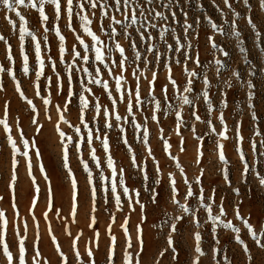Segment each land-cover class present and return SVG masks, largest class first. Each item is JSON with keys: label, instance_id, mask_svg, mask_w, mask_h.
Returning <instances> with one entry per match:
<instances>
[{"label": "rangeland", "instance_id": "rangeland-1", "mask_svg": "<svg viewBox=\"0 0 264 264\" xmlns=\"http://www.w3.org/2000/svg\"><path fill=\"white\" fill-rule=\"evenodd\" d=\"M230 2L240 13L239 18L233 15L223 0H215V3L213 0H190V2L179 0L180 6L188 13L187 23L192 24V28L188 29L187 33L184 29L185 17L175 3L172 9L177 13L175 21L171 19L168 9L159 7L160 0L152 6H146L156 7L158 11L164 12L169 17L167 21H152L158 26L155 30L148 28L152 39L140 41L139 33L134 31L139 24L128 29L131 36L126 38L123 33L118 36L120 44L125 49V55L129 59L133 56L129 41L135 40L139 45L137 51L141 52L142 58L146 56L152 61L147 68L140 65L144 71V76L140 80L142 103L136 105L131 113L126 110L125 104L119 97L125 94V89L135 88L136 81L131 76L129 68L123 73L125 80L121 81V91L117 92L115 75H118L120 70L116 69L115 64L112 63L114 74H109L108 69H103L99 77H96L107 81V90H103L100 85L87 84V87L92 89V94L84 93L89 100V108L84 112L87 127H84L78 119L79 97L75 93L81 90L79 81L83 80L87 83L91 77L83 72L74 77V95L69 104V110L64 111L68 92V80L64 68L66 64L73 63V57L69 54L73 45H76L77 50L84 52L83 47L76 41L75 35L79 34L86 44L94 43L91 37L87 36L79 26L76 33L69 31L64 27L66 21L61 20L59 22L61 32L66 37L64 63H61L59 39L54 31L44 32L35 9L27 7L26 2L24 6L17 5L14 12H8L0 4V34L9 41L14 59V63L10 64L6 59L7 45L0 41V64L5 69H12L27 99L33 102V105H28L15 90L16 81L7 72L0 73V85H2L0 120H6L10 129L5 131L4 125L0 124V211L5 213V218L9 221L7 240L14 255L18 252L16 233L19 232L20 236L26 238V264H33L34 240H38L42 264L45 260L50 261V264H91L92 260L95 264H108L106 257L109 254L110 237L115 236L114 264H126L125 251L135 257V253L140 250L137 243V226L139 225L144 241L140 256L141 264H193L194 258L198 255L195 252L194 238L197 232L201 235L200 247L204 252V255L199 258V264H225V255L230 264H264V249L254 243L248 227L243 223V220H248L252 231L264 243V185L260 184V177H264V146L261 145L264 141V52L261 51L264 49V23H262L264 10L259 8V0H250L251 11L245 8L243 0H230ZM164 3H167V0H164ZM197 4L202 7H197ZM16 12L24 16L23 26L41 43L45 68L44 76L38 82L40 96L36 95L34 87L37 70L34 42L28 36L24 40V51L28 55L29 72L27 75L23 73V57L19 40L21 21ZM46 14L52 15L50 6H46ZM89 15H91L90 12ZM116 15L120 18L119 14ZM6 17L14 22L15 28L8 23ZM209 17L213 23L224 29L225 34H220L211 28L207 19ZM246 17L254 18L257 24L256 30L260 32L259 37L247 24ZM197 19L200 23H196ZM233 21L236 23V30L241 33L239 39L228 34L232 30ZM95 25L96 19L93 17V31L101 41L112 46L113 41L108 40ZM162 27L169 29L165 33V39H160L159 36ZM44 35H47V44H45ZM209 36L213 37L223 51L212 48L208 40ZM189 43L191 47H188ZM147 44L155 45V50L161 54L160 64L157 65L152 54L145 51ZM168 45H172L173 48L170 49ZM98 46L104 48V44ZM177 47L179 50L174 51L173 49ZM241 47L247 50L246 53L240 52ZM224 51L228 53L227 56H224ZM197 53L200 60L199 67L194 63ZM90 55L89 64L94 59V51H91ZM109 55L112 62L120 58L116 51L110 54L105 51L106 63L110 62ZM49 56L55 60L57 70L63 79V91L59 94L56 76L48 60ZM216 60H221L223 64L219 73L218 66L215 64ZM137 64L140 62L138 61ZM165 64L168 67H165ZM76 66L87 67L88 65L79 62ZM169 67L170 75L177 81L175 89L167 79ZM148 69L157 73L152 95L161 101V110L156 112L157 120L155 121L151 119L154 102H150L152 97L148 94L147 81L152 78V71ZM89 71L91 72L92 68H89ZM190 71H195L197 75L191 77L192 93H185V95H189V98L194 100V108L192 105L181 107L180 101L175 98L183 92L189 79L187 72ZM250 71H254L255 74L250 75ZM234 72L239 73V79L233 75ZM45 76L52 77L50 89L45 87ZM205 76L208 80L207 85L204 83ZM225 82L230 83L231 87H227ZM248 82L254 85L252 89L247 87ZM165 84L168 85L169 96L172 97L167 104H172L176 110L181 111L183 123L179 126V134H177L175 111L168 109L161 93V88ZM204 91L208 92V99L211 101V113L202 96ZM249 91L253 93L251 100L248 99ZM44 98H49L51 102L45 105ZM96 98H99L101 103V114H95L94 117L93 105ZM112 100H116L115 105L112 104ZM221 101H226L227 107H222ZM6 103L9 105L7 113ZM250 104L254 107L250 108ZM57 106L60 111L57 110ZM105 109L109 113L107 116L102 114ZM193 110L201 117L200 121L191 115ZM221 112L224 115L223 124L219 119ZM253 112L256 115L255 120H253ZM61 113L67 123L60 120ZM117 115L121 117L119 121L116 120ZM33 119L37 123H32ZM105 121L112 123L113 127L105 129ZM57 125L64 133L63 140L56 130ZM121 128L123 132L120 131ZM145 129L148 135L147 143L142 139ZM89 131L93 133L91 145L86 143ZM105 131L109 137V152H105L101 141L95 138L97 134ZM257 131L260 135H256ZM220 132H224L228 139H223L219 135ZM8 135H11L16 142L15 153L7 142ZM238 135L242 136L243 140L238 139ZM121 137L128 140V145L122 142ZM165 140L170 145L167 151ZM182 140L183 144H181ZM25 141H28L27 147H25ZM253 141L256 144L255 152L252 151L251 146ZM78 143L79 151L76 149ZM217 143L224 146L227 164L219 160ZM65 144L68 147V165L72 176H69L68 169L64 167L62 146ZM90 148H95L99 166L91 159ZM149 148L151 155L148 153ZM24 152L28 153L27 157L23 155ZM109 153L115 161L117 172L115 176L107 164ZM241 153L249 165L247 175H242ZM132 155L137 158L135 166L131 161ZM173 156L176 157L175 160L172 159ZM13 159L17 162L14 194L13 189L9 187L13 175ZM29 160L31 175L28 169ZM81 160L87 162L92 173V185L88 183V172L84 170ZM157 165L160 168L159 173L156 171ZM121 168L125 170L123 186L119 183ZM225 172L228 176L227 181ZM101 173L105 177L103 181L100 180ZM145 174L148 177L147 180L144 179ZM73 177L76 180L77 192L75 208L72 199ZM198 177L200 183H197ZM171 179L176 181L175 199L179 201V204L173 202ZM157 180L159 183H156ZM113 181L117 185V194L121 196L119 209L111 194ZM189 184L193 195L186 199ZM92 186L97 189L94 210ZM125 186L130 189L127 196L123 194ZM37 187L39 193L36 192ZM201 189H203V201H201ZM153 190L156 193L155 202H153ZM137 191L139 196L135 194ZM34 197L35 204H33ZM129 198H131V204H129ZM136 200H139V203H136ZM202 203L211 204L213 216L219 215V206L223 203L226 215L221 219L225 222L231 221L235 228L240 229L239 235L248 245V253H245L243 245L235 240L236 233L224 228L222 224L213 225L209 219V212ZM140 204L144 205L143 212ZM180 204H185L191 211L185 213L180 208ZM237 208L243 219H237ZM193 212L199 221V226L194 222ZM93 216L95 224L90 227ZM178 216L183 218L177 220ZM125 221L129 230L128 236L121 227ZM173 223L176 224L175 232H171ZM109 225H111L110 231ZM95 232L100 234L98 241ZM52 235L56 237L63 256L56 250V244L51 239ZM169 235L173 240L171 247L167 243ZM129 236L133 248L127 247L126 241ZM74 241L75 246H73ZM172 248L176 249L175 259H173ZM88 250L92 251L93 257L88 256ZM161 252H164L163 257L160 256ZM249 256L252 257L251 260L248 259ZM0 264H7L2 252H0ZM14 264H18V261H14Z\"/></svg>", "mask_w": 264, "mask_h": 264}, {"label": "snow or ice", "instance_id": "snow-or-ice-1", "mask_svg": "<svg viewBox=\"0 0 264 264\" xmlns=\"http://www.w3.org/2000/svg\"><path fill=\"white\" fill-rule=\"evenodd\" d=\"M27 2V7L31 9H35L38 13V21L41 24V26L44 29V32L47 33L48 31H54L55 35L59 39V54H60V62L64 63V54L66 51L65 48V40L66 37L62 34L61 32V27H60V21L65 20L66 24L64 27H66L69 31L76 33L77 26L83 29V32L91 37V41L94 42L93 44H86L85 40L79 35H75V39L78 42L80 46L83 47L84 52L82 53L81 51L77 50L76 45H73L72 49L70 50L69 54L72 55L73 57V63L71 64H66L64 71L67 75V80H68V92L67 96L65 98V103H64V111L69 110V104L71 103L72 97L74 95L73 92V79L74 77L78 76L80 72L86 73L89 77H91L90 80L85 83V81L81 80L79 81L80 83V91L78 93H75V95H78L79 97V108H78V119L81 121V123L84 124V127H87V122L84 121V112L89 108V100L88 98L84 95L85 92L92 94V89L87 87V84H95V85H100L102 86L103 90H107L108 88V83L105 80L102 79H97L96 77H99L101 71L103 69H108L109 74H114L113 69L111 67V64H115V68L119 69V74L115 75L116 79V91L119 92L121 91V81L125 80L124 77V72L128 71L129 68L131 69V76L135 79L136 81V86L133 89H125L124 92L125 94L119 97L120 100L125 104L126 110L131 113L132 109L142 103L140 100V95H141V87H140V80L141 77L144 76V71L142 70L140 65H143L144 68H147L149 64L152 63L151 60H149L146 56L142 58L141 52L137 51L139 45L135 40H130L129 41V47L133 50V56L131 59H129L128 56L125 55V49L124 47L120 44L118 40V36L123 33L125 34L126 38L131 36V33L128 31V29L132 28L134 25L139 24V27L135 28L134 31L139 33L140 41L143 42L145 40H150L152 39V34L148 32V28L151 29H157V24L153 23V20H164L167 21L169 19L168 16L164 14L162 11H158L156 7H146V6H152L156 4L157 0H0V4L4 6V8L8 12H14L16 10V6H24ZM186 2H190V0H186ZM179 7L181 14L185 17V24H184V29L185 33H187L188 29L192 28V24L187 23V16L188 13L183 10V8L179 4V0H167V3H164V0H160L159 7L166 8L168 11L171 13V19L175 21L177 19V13L176 11H173V6ZM213 3H215V0H213ZM223 3L227 6V8L233 13V15L237 18L240 17V13L236 11L235 7L233 6V3L230 2V0H223ZM243 4L245 8L248 11H251V5H250V0H243ZM46 6H50L52 9V15L49 16L46 14ZM197 7H202L201 5L197 4ZM259 8L264 10V0H259ZM218 10H220L218 8ZM222 11V10H221ZM89 12L91 15H89ZM119 14L120 18H117V15ZM223 14V13H222ZM16 15L20 17L21 21V26L19 28V40L21 42L20 48H21V56L23 57V73L25 75L28 74L29 72V65H28V55L24 51V40L25 37H31V40L34 42V51L36 54V60H37V70L35 72L36 75V82H34V87L36 89V95L40 96V84L38 83L40 78L44 76V68H45V61L42 58L41 54V43L39 40H37L36 36L29 31L26 27H24V22L25 18L24 16L20 15L19 12H16ZM93 17L96 19V25L101 32L104 33V35L107 37L108 40L113 41V45L109 46L106 42L101 41L100 37L96 34V32L93 31ZM8 23L15 28L16 25L14 22L6 17ZM208 22L211 26V28L214 31L219 32L220 34H225L224 29L221 28L219 25L216 23H213L211 18H207ZM107 21V23H105ZM246 22L248 25H250L253 29V31L256 32L257 37L260 36V32L257 31V24L254 20L253 17H246ZM196 23H200L199 19L196 20ZM264 23V21H262ZM169 29L167 27H162L159 31V36L160 39H165V33L168 32ZM231 36L236 37L239 39L241 33L236 30V23L235 21L232 22V30L230 33ZM47 35H44V41L45 44H47ZM209 43L211 44L212 48L215 50H220L223 51V49L220 48V46L214 41L212 36L208 37ZM0 41H3L5 45H7L6 48V59L9 61V63H14L13 55H12V49L9 41L5 38L4 35L0 34ZM166 43V41H165ZM104 44V48L102 49L100 46ZM170 49L173 48L172 45H168ZM188 47H191V44L189 43ZM50 50V49H49ZM174 51H178L179 47L173 49ZM240 52L246 53V49L244 47H241ZM91 51H94V59L92 60V63L89 64V60L91 58ZM105 51L107 53H111L113 51H116L119 53V59L117 61L112 62L110 60V55L108 57L109 63H106V56H105ZM145 51L148 53H151L153 56V59L155 63L158 65L161 63V54H159L155 50V45L152 44H147L145 47ZM262 52H264V49H261ZM224 56H227L228 53L226 51L223 52ZM188 59H191V57H187ZM48 60L51 64V69L53 74L56 76V85H57V93L59 94L60 92L63 91V79L60 76V72L57 70V65L55 60L51 56L48 57ZM140 62V64H137V62ZM82 62V64L88 65L87 67H77V63ZM247 63V61H245ZM179 63V61H177ZM194 63L197 64V66H200V60H199V54L197 53L196 59L194 60ZM215 64L218 66L217 67V72H220V69L223 67V64L221 60H216ZM165 67H168L167 64L164 65ZM89 68H92V71H89ZM149 71H152L151 69H148ZM187 71V69H185ZM7 72V74L16 81V91L19 93L22 99L27 101L28 105H33L32 100L27 99L25 93L21 89L20 81L16 80V76L14 72L12 71L11 68L5 69L2 64H0V73ZM171 73V68L169 67V75L167 76L168 81L171 83L173 88H176L177 81L172 78L170 75ZM250 75H254V71H250ZM187 75L189 77L187 84L183 88V92L180 93L178 96L175 98L178 99L181 103V107L183 105H192L194 108V100L189 98V95H185V93H192L193 89L191 87L192 85V79L191 77H195L197 73L195 71H190L187 72ZM233 75H235L239 79V73L234 72ZM146 78V77H145ZM46 80V85L45 87L50 89L52 85V77L51 76H45ZM157 80V73L155 71H152V78L148 80V85H149V96L152 97V100L150 102H154V109L153 113L151 116L152 120H157V115L156 112L161 110V101L157 100L155 96L152 95V92L154 91V85ZM205 85L208 84L207 77L205 76L204 80ZM227 87H231V84L228 82H225ZM247 87L249 89H252L254 85L251 82H248ZM0 89H2V85H0ZM161 93L163 96L164 102L167 104V102L172 98L169 96V88L168 85L165 84L161 88ZM175 96V92L173 93ZM222 95H225L222 93ZM202 96L204 98V101L207 102L208 104V110L209 113L212 111V105L211 101L208 99V92L204 91L202 93ZM109 97H111V94L109 93ZM253 98V93L249 91L248 93V99L251 100ZM43 102L45 105H48L51 101L49 98H44ZM116 100H112V104L115 105ZM94 117L95 114H101V103L99 102V98H96V102L94 103ZM221 106L222 107H227L226 101H221ZM8 103L5 104V111L7 113L8 111ZM168 109H171L172 111H175V116H176V123H177V134H179V126L183 123L182 116H181V111L176 110L172 104H167ZM249 107H254L253 105H249ZM57 110L60 111L59 106H57ZM33 111H35V107L33 106ZM103 115L107 116L109 115L107 109L104 110L102 113ZM192 116L195 117L197 121L201 120V117L196 113L195 110L192 111L191 113ZM93 117V118H94ZM121 117L119 115L116 116V120L119 121ZM134 119V117H133ZM221 123L223 124L224 122V115L221 112L220 117H219ZM256 119V115L253 112V120ZM60 120H64L63 114L61 113ZM65 123H67L66 120H64ZM32 123H37L35 119L32 120ZM210 123V122H209ZM0 124L4 125L5 131H10L8 123L6 120H0ZM113 127V124L105 121L104 128L105 129H111ZM56 130L59 133L61 139L63 140L64 138V133L60 131L59 125L56 126ZM121 132H123V128L120 129ZM162 131V129H161ZM193 131H195V128L193 127ZM213 131H215L213 129ZM77 132H79V129H77ZM219 135L223 139H228V137L225 135L224 132H220ZM256 135H260L259 131L256 132ZM92 138H93V133L89 131L86 143L88 145L92 144ZM96 139L101 141L102 147L105 152H109V137L107 135V132H103L101 134H97L95 136ZM8 144L11 145L13 153L16 151V142L13 140L11 135H8L6 137ZM71 139V138H69ZM122 142L125 145H128V140L126 138L121 137ZM143 141L147 143L148 141V135H147V129H145L143 137ZM199 139V138H198ZM238 139L243 140L242 136L238 135ZM25 147L28 146V141H25ZM165 150L167 151L170 145L168 142L165 140ZM181 144H183V140L181 141ZM261 145L264 146V141L261 142ZM252 151H256V144L253 141L252 142ZM217 149L219 150V160L223 162L224 164H227L228 161L225 159L224 155V146L222 144L217 143L216 145ZM77 151H79V143L76 145ZM130 150V146H129ZM183 147H181V151H183ZM62 153H63V161H64V167L68 169V174L69 176H72L71 169L69 168L68 165V147L67 145L62 146ZM149 155H151V149H148ZM23 155L25 157L28 156L27 152H24ZM37 156H39V152H37ZM90 156L93 161L97 162V165L99 166L98 162V157L96 155V150L95 148H90ZM173 160L176 159V157H172ZM240 160L243 163V172L242 175H247L249 171V165L245 161L243 153L240 155ZM131 161L133 166L136 165L137 158L135 155H132ZM16 160L13 159L12 164H13V175L11 177V182L9 187L13 189V194H14V189H15V182H16V173H15V165H16ZM81 163L84 166V170L88 172V183L89 185H92V173L89 170L87 162L81 160ZM107 164L110 169H112V174L115 176L117 174L116 168H115V161L112 157V155L109 153L107 157ZM28 169H29V175H31V161H28ZM43 171V168L41 169ZM157 173L160 172V168L157 165L156 168ZM181 172L183 173V169L181 168ZM125 174V170L123 168L120 169L119 175L121 179L119 180L120 185H124L125 181L123 179V176ZM45 179H47V176H45ZM105 177L103 176V173L100 174V180L103 181ZM144 179L147 180L148 177L145 174ZM225 180H228L227 172H225ZM156 183H159L157 180ZM185 183L187 184V179L185 178ZM197 183H200L199 177L197 178ZM171 184V191L173 193V202L179 204V201L175 199L176 196V181L175 179L170 180ZM260 184L264 185V177H260ZM72 188H73V207L75 208L76 206V198H77V192H76V180L73 177L72 179ZM129 187H124L123 188V194L127 196L129 194ZM238 192V190H236ZM36 192L39 193V188H36ZM96 192L97 189L95 186L91 187V196L93 199V210L95 209V197H96ZM111 194L113 199L115 200V204L117 205L118 209L121 205V196L117 194V185L116 182L113 181L111 184ZM136 196H139V192L137 191ZM193 195L191 185H188V192L186 195L187 197H191ZM214 195V193H213ZM155 197L156 193L153 190V202H155ZM35 197L33 199V204H35ZM209 199H213V197H209ZM201 201H203V189H201ZM131 198H129V204H131ZM136 203H139V200H136ZM181 209L185 213L190 212L191 210L189 207H187L185 204H180L179 205ZM202 206L205 207L208 212H209V219L212 221L213 225L216 224H222L224 228L226 229H231L235 235V240L237 243L240 245H243V251L245 253L249 252V247L247 244H245L244 240L241 239L239 232V228H235L232 224L231 221H223L221 217L226 215L223 203L219 206V215H211V204H203ZM15 207V205H13ZM141 211L143 212L144 205L140 204ZM194 222L199 226V221L195 218V213H192ZM236 217L237 219H243L240 216L239 208L236 209ZM183 217H176L177 220L182 219ZM92 223L89 225L90 227L95 224V217L93 216L91 218ZM113 222H115V218L113 217ZM127 221H125V224H122L121 227L124 230V233L126 236H128L129 230L126 227ZM243 223L248 227L249 232L251 233L253 237V241L256 245H258L260 248L264 249V243L261 242V240L257 237V234L252 231V226L249 224L248 220H243ZM8 224L9 221L5 218V213L3 211H0V252H2V255L6 258L7 264H14V261H18V264H26L25 260V254H26V244H25V237L20 236L19 232L16 233L18 237V242H17V249L18 252L16 255L13 254L11 250V245L9 244L7 240V235H8ZM111 230V225H109V231ZM176 231V224L173 223L171 225V232ZM213 232H215V227H213ZM99 232H95V237L96 240L98 241L99 239ZM194 238L196 241V247H195V252L198 254L194 260L193 264H199V258L200 256L204 255V252L202 251L200 247V241H201V235L199 232L194 234ZM52 242L56 244V250L60 252V255L63 256L64 254L60 251V246L56 242V237L54 235L51 236ZM110 248H109V254L106 257L108 264H114V258L116 255V237L111 236L110 237ZM217 244L219 243V240L217 239ZM127 247L128 248H133V244L131 241V238L129 236L128 240L126 241ZM137 243L139 245V251L135 253V257H133L131 254H129L127 251H125L124 254V260L126 261V264H133V259H135V264H141L140 256L143 251L144 247V241L142 239V230L140 229L139 225L137 226ZM169 247L173 245V240L171 235L168 237L167 241ZM73 246H75V241L73 242ZM98 246V244H97ZM33 251L34 255L32 256V262L33 264H42L41 257L42 254L39 250L38 247V240H34L33 242ZM172 251L174 253L173 259L176 258V249L172 248ZM214 251H218L214 249ZM78 255V253H77ZM164 252L160 253V256L163 257ZM88 256L93 257V253L91 250H88ZM249 260L252 259L251 256L248 257ZM224 261L225 264H230L228 261L227 255L224 256ZM43 264H50V261H44ZM91 264H95V261L92 260Z\"/></svg>", "mask_w": 264, "mask_h": 264}]
</instances>
